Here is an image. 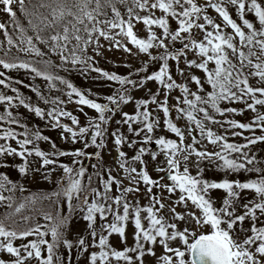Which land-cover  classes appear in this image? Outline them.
<instances>
[{"label":"snow or ice","instance_id":"obj_1","mask_svg":"<svg viewBox=\"0 0 264 264\" xmlns=\"http://www.w3.org/2000/svg\"><path fill=\"white\" fill-rule=\"evenodd\" d=\"M117 4L128 0H0V12L9 17L0 21V86L14 94L0 90V168L29 179L38 173L45 181L61 170L54 191L25 196L23 202L15 194L27 191L25 185L0 172V205L5 208L0 213V264H79L81 257L86 264H264V158L257 155L264 149L255 147L264 144V0H131L124 14ZM18 11L23 22L17 19ZM137 25H143L146 36L139 35ZM101 39L108 42V50L133 54L134 48L135 55L148 57L134 70L138 79L133 73L120 75L97 66L96 56L105 47ZM13 49L39 59H23ZM154 64L158 67L149 72ZM54 68L68 75L54 73ZM193 69L202 72L203 79ZM13 71H24L32 81L42 79L49 92L66 99L14 81ZM73 73L120 87L102 97V103L99 93L70 79ZM148 82H155L157 91L146 89L147 99H134L132 90ZM14 84L35 93L38 102H31ZM68 103L79 106L85 124L67 110ZM130 103L135 111H122ZM85 106L97 115L89 117ZM21 107L44 121L45 128L59 130L62 141L83 147L58 149L39 126L24 122ZM117 112L118 127L109 133ZM246 112L254 114L248 121L234 118ZM124 125L127 133L121 130ZM165 131L175 138L162 134ZM109 136L122 178L112 176V169L102 163ZM42 142L52 150H43ZM152 144L157 150L149 147ZM125 146L135 154L129 157ZM62 157H71V163ZM146 157L154 165L155 178ZM9 159L20 163L9 164ZM92 160L96 163L89 173L85 161ZM206 172L219 173L221 179L206 177ZM241 174L250 175L241 180ZM216 191L224 193L218 207ZM141 194L146 205L140 203ZM45 200L56 206L55 215L37 207ZM62 200L67 214L60 211ZM29 208L36 215L25 214ZM166 208L167 217L162 214ZM41 215L49 223H39ZM73 219L86 223L84 234L74 241L67 238ZM114 236L122 248L113 245ZM157 247L163 250L159 255ZM61 248L67 257L58 254Z\"/></svg>","mask_w":264,"mask_h":264},{"label":"rangeland","instance_id":"obj_2","mask_svg":"<svg viewBox=\"0 0 264 264\" xmlns=\"http://www.w3.org/2000/svg\"><path fill=\"white\" fill-rule=\"evenodd\" d=\"M128 3L131 4V0H128ZM130 6H132V5H130ZM210 14L213 15V16L216 15L214 12H211V11H210ZM174 26L175 25H173V27ZM137 28L140 29L139 35L141 37L146 36V32L143 30V25H137ZM197 38H199V37H197ZM101 43L104 44L105 47L101 49L102 55L96 56V60L98 61V65H97L98 67L103 68V69H105V70H107L109 72L112 71V72L118 73L120 75H128L129 73H133L132 78L133 79H138V77L135 75L134 70L140 68L142 66V63L144 61L148 60V57L146 55H140V56L135 55V49L134 48H133V54H129V53H126V52H124L122 50H117L115 48H113L112 50H108V42L104 41L103 39H101ZM128 46L129 47H133L130 44ZM176 47H179V45L177 44ZM189 58H191V56ZM157 67H158V65H155V64L152 65L149 68V72L154 71ZM180 67H184V65L181 64ZM192 71L196 75L200 76L203 79L204 74L202 72H200L199 70H196V69H193ZM56 72H58V71H56ZM56 72H54V73H56ZM58 74H60L62 76L68 75V74H66L64 72H58ZM73 74H74L73 77L82 78L81 76H79L76 73H73ZM92 74H94V73H92ZM141 75H143V73H141ZM16 80H18V79H16ZM82 81H86V80L84 78H82ZM87 81H90V79L87 80ZM97 81L101 82L104 85L109 84V83L117 85L115 82H109V81H105V80H95V82H97ZM75 84L81 88L80 83H75ZM86 85H88V83L84 82L83 87H86ZM191 87H192L193 90L196 89L195 84H192ZM85 89H89V88H85ZM110 89H113V86H111ZM146 89H151L152 92H156L157 91V85H156L155 82H148L147 85L145 86V88H141L139 90H132L131 95L134 97V99H137V100L138 99H147L148 96H149V93L146 91ZM0 90H3V91L7 92L6 89H2V86H0ZM104 91H109V90H104ZM178 94L179 93H173V95H178ZM60 96H61V98L63 97V99H66V97L62 93H60ZM162 96H163V93L161 92V97ZM174 103H175V100H171L170 99V104H174ZM239 105L241 106V104H239ZM70 106L73 109V111L74 110L76 111V110L79 109V106H77L75 103H70ZM153 107H155V106L151 105L150 108H153ZM2 110L3 109L0 108V111H2ZM18 111H19V109H18ZM122 111L128 112L130 114L133 113L135 111V104L134 103H130L128 105H123L122 106ZM84 113H87L86 110H84ZM77 114L79 116H81V120H80L81 125L85 124L86 123L85 115L83 113H81L80 111L77 112ZM158 114H159V116L161 118V121H163V119H164L163 113L160 112ZM175 115H176L175 112H173V117H175ZM88 116L92 117L93 115L88 114ZM120 119H121V114H120V112H117L115 114V116L113 117L112 122H111V124L109 126V133L112 130H114L116 127H118V125L116 124V121L120 120ZM64 122L70 123L67 120H65ZM185 123L186 122L183 119H181L179 121L180 125H184ZM29 127H31V126L29 125ZM121 130L124 131L125 133H127V126L126 125L122 126ZM215 130L221 131L218 128H216ZM57 131H59V130H57ZM45 133H47L46 130H45ZM58 133L60 135V132H58ZM159 134H161V133L158 132L157 135H159ZM162 134H164L165 136H170V137L172 136V134H169L166 131L163 132ZM257 134H259V133H257ZM245 135H249V134L246 133ZM128 138H129V140L132 139L131 136H129ZM230 141H235V142H239V143H243L244 142L242 140V138H240V137H230ZM61 144L63 145V144H65V142L62 141L61 138H60V145ZM78 145L83 147V145L79 144V143H77V144L71 143L69 146L74 147V146H78ZM149 147L152 150H157V146L155 144H152ZM87 150H89V152L97 151V149H95V148H88ZM122 150L125 151L128 154L129 157H131V156H133L135 154V149H130L127 146H125ZM209 150H211V146H209ZM101 154H102V157H103L102 163L105 165V167L112 169L111 175L115 176L117 178H122L125 174L122 172L121 169H119V167H118V165L116 163L117 150H116V147L112 143L111 136H109V138H108L107 148L105 150H103V152ZM257 155L259 157H261V158H264V151L258 152ZM146 159L149 160V164H148L149 171L151 172V175L153 176V178H155L157 176V173L152 171L154 165L151 163L149 157H146ZM161 159H162V157H161ZM136 167L139 168L140 167L139 164H137ZM0 171H1V168H0ZM205 175H206V177H209V178H212V179H216V180H220L221 179V174L216 173V172H206ZM247 175H250V174H241L239 178L241 180L242 179L244 180V179L247 178ZM12 176H15L16 179L21 181V182H23L26 179L24 177L19 176L17 171L12 172ZM230 178L234 179L235 177H230ZM56 181H57V179H55V177H52L51 180H49V181H45L43 179H39L36 175H33L29 179V181L27 183L24 184V182H23V184L27 188V191H25L23 193H20L19 196L21 194H22L23 197L29 196V195H32V194H37L38 195L40 193H49L50 194L52 191H54L57 188L56 187L57 186V182ZM124 184L127 185L128 181L124 180ZM143 187L144 186L141 185L142 189H143ZM154 191H156V189H154ZM115 193H116V185H113V194H115ZM176 195L178 196L179 193H177ZM213 196L216 198V206L217 207L220 206L221 198L224 196V193L222 191H216V192H213ZM139 199H140V203L142 205H146L147 204V200L142 194L140 195ZM37 207L38 208L39 207H43L45 210L51 211L53 215H55L56 210H57L56 206L51 204L47 200L43 201L42 204H38ZM60 211L62 213V201L60 202ZM177 211L178 212H182L183 209L182 208H177ZM25 214H27V215H36V213L33 212V210L31 208L26 209L25 210ZM162 214L165 215L166 217L170 215V213L168 212L167 208L163 210ZM37 219H38L39 223H42V221L44 220L42 215L41 216H37ZM46 223H49V222L46 221ZM71 226H72V224H70V227ZM179 227L183 228L184 224L181 222L179 224ZM189 227L192 228L193 225H189ZM202 231L205 234H207L208 230L207 229H203ZM72 233L73 232H71L69 230L68 233H67V237L72 236ZM193 240H194V238H192L190 240V242H193ZM17 243H19V241ZM112 243L117 248H122L123 247V245H121L120 242H119V238L116 237V236H114L112 238ZM128 243L129 244L132 243L131 226H129ZM176 243H181V242L177 241ZM183 248H185V250H186V246H184ZM162 251H163L162 248H160V247L156 248L157 255H159ZM59 255H60V253H59ZM188 256H186V257H188ZM83 264H86V261H83ZM150 264H154V261L150 262Z\"/></svg>","mask_w":264,"mask_h":264},{"label":"trees","instance_id":"obj_3","mask_svg":"<svg viewBox=\"0 0 264 264\" xmlns=\"http://www.w3.org/2000/svg\"><path fill=\"white\" fill-rule=\"evenodd\" d=\"M130 5H132V4H129V3L128 4H125V5L117 4V7L121 10L122 14H124V13H126L127 7H129ZM211 12H213V11H211ZM17 19H18V21L23 22L24 21L23 13H21V12L18 11L17 12ZM0 21L8 22L9 21V17L7 16V14H5L3 12H0ZM13 34L15 35V33H13ZM29 34H31V33H29ZM2 39H4L3 33L0 32V40H2ZM12 53L15 54V55L21 56V58H23V59H31V60L39 59V58L34 57V56H31V57L24 56L23 54L18 53L16 51V49H13L12 50ZM53 60L55 61V57H53ZM0 70H3V69L0 68ZM52 71L53 72H56L58 70L54 68V69H52ZM110 72H112V71H110ZM10 75L13 77L14 81L16 79L23 80L24 81V84H32V85H34L36 87H39L41 89V91H43L46 95H50V96H53V97L54 96H57V95L60 96V93L59 92H56L55 90H52L51 92H49L47 82L43 81L40 78H37L34 81H32V80L29 79V76L24 71H13V72L10 73ZM95 75H96V73L92 74V76H95ZM73 76H74V74H71L70 79L74 83H80L82 89L91 88L93 92L99 93L100 96H101V99H100L99 102H102V103L105 102L102 99V97L107 96V95H111L116 88H119L120 87L118 84L117 85H114V84H110L109 83V84L104 85V84H102L99 81L95 82V80H91V79H90V81H82V78H77V77H73ZM84 82H87L88 83V85H86V87H83ZM110 85L113 86V89H110V87H111ZM14 86L18 87L19 90H20V92L23 93V95L25 97H30L31 98V102H34V103L35 102H38V97L35 95V93L31 92L28 88L24 87L23 85H18V84H14ZM6 90H7V94L14 95L13 93L10 92V90H8V89H6ZM104 90H109V91H104ZM62 99H63V97H62ZM41 105H42V102H41ZM231 106L232 107H237V108H243L244 107V105H242V104H241V106L239 104H233ZM66 107H67V110L72 111L73 114L77 115L78 118H79V120H81V116H79L77 114V112H79V109L76 110V111L75 110L73 111V109L70 106V103H68L66 105ZM150 107H151V105H150ZM84 110H86V112L88 114H91L93 116H96L97 115L94 110H90L86 106L84 107ZM19 112L20 113H23L24 117H26V120L24 122H26L31 127L39 126L40 129L43 131V134L44 135H47V136L51 137V139L57 145L58 149H60V150H74V149H77L79 147L81 148L80 145L74 146V147L69 146L71 144L70 142H65V144H63V145L61 144L60 145V135L58 133L60 131H57V130H54L53 131L50 128H45L44 127V123H45L44 121H41L39 118L34 117L32 114L28 113L22 107L19 108ZM250 115H254V114H250V113L246 112L243 116H240V115L235 116V119L238 120V121H241V122H245V121H248L250 119L249 118ZM45 130H46L47 133H45ZM171 138H175L174 134H172ZM40 147L43 150H46V151H51L52 150L51 149V145L49 143H47V142H42L40 144ZM255 147L256 148H259V149H264V144L257 145ZM87 151L89 152V150H87ZM33 159H35V158H33ZM60 159L63 162L69 163V164L71 163V160H72L71 157H62ZM19 162L20 161L18 159H15V160L14 159H9L8 160V163L9 164H18ZM92 163H96V161L95 160H92L91 162L85 161V164L88 166L89 173H91L93 171V169L91 168V164ZM0 172L7 173L9 175L10 179H12L14 182L19 181V180L16 179L15 176H12V172H15V170H13L11 168H8V169L1 168V171ZM34 175H36L39 179H42L41 176H40V174L37 173V174H34ZM60 175H61V170H57L52 175V177H55V179H57ZM28 181H29V178H26L23 182L25 184ZM19 182H21V181H19ZM20 193L21 192H17L15 195H16L17 200L19 202H23V196H22V194L19 196ZM243 195L247 196L248 199H251V194L250 193H245ZM242 202H243V200H242ZM4 211H5V208L2 205H0V213H3ZM67 212H68V209L66 207V204L62 200V214H67ZM41 224H46V221L43 220ZM70 224H72V226L70 227L69 230L71 232H73V233H72V236L67 237V238L74 241L76 239V237H77L78 234H80V235L84 234L85 228H86V223L83 220L77 221L76 219H73ZM176 244H177V246H181L182 247V250H185V248H183L184 246H182L181 243H176ZM58 251H59L58 254L60 253V255H63L65 257H67L68 253L63 248H61ZM85 256H86V254H85ZM186 258L190 260V257L189 256L186 257ZM72 260H73V262H75V260H76V254H75V252H73V254H72ZM83 261H86V260H85L84 257H81L79 264H83Z\"/></svg>","mask_w":264,"mask_h":264},{"label":"water","instance_id":"obj_4","mask_svg":"<svg viewBox=\"0 0 264 264\" xmlns=\"http://www.w3.org/2000/svg\"><path fill=\"white\" fill-rule=\"evenodd\" d=\"M190 259H191V257H190Z\"/></svg>","mask_w":264,"mask_h":264}]
</instances>
